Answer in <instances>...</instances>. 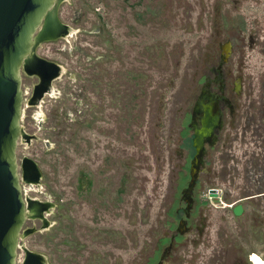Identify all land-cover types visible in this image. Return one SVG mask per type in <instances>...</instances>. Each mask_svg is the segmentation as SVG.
<instances>
[{"label":"rangeland","instance_id":"obj_1","mask_svg":"<svg viewBox=\"0 0 264 264\" xmlns=\"http://www.w3.org/2000/svg\"><path fill=\"white\" fill-rule=\"evenodd\" d=\"M56 16L67 33L21 72L18 173L35 216L17 264H158L185 219L204 89L226 93L222 135L237 139L207 150L187 233L162 264L264 260V0H64ZM36 54L61 66L58 92L26 110Z\"/></svg>","mask_w":264,"mask_h":264},{"label":"water","instance_id":"obj_2","mask_svg":"<svg viewBox=\"0 0 264 264\" xmlns=\"http://www.w3.org/2000/svg\"><path fill=\"white\" fill-rule=\"evenodd\" d=\"M56 3L57 0H0V264H16L26 221L17 162L23 105L21 71L31 56L35 34ZM210 109L205 106L204 128L196 132L194 139L196 155L190 187L197 180L204 139L218 122V112L214 111L210 118ZM241 211V206L235 208L236 215Z\"/></svg>","mask_w":264,"mask_h":264},{"label":"flooded vegetation","instance_id":"obj_3","mask_svg":"<svg viewBox=\"0 0 264 264\" xmlns=\"http://www.w3.org/2000/svg\"><path fill=\"white\" fill-rule=\"evenodd\" d=\"M61 27H63V26L59 25V27H57V29H56V24L53 25L51 27L52 30H50V29L47 30V33L42 34V37H40V39H38V41L39 40H43V39H52L53 40L55 37H56L55 39L63 37L64 35L60 32V30H62ZM37 58L41 59L42 57L40 58V56L37 55ZM43 59H45V58H43ZM43 59H41V60L44 62L43 63L44 65L41 64V63L40 64H41V66L43 65L44 67L41 68L39 66V69H38L35 66V67H33L34 70H32V72H33L32 74L35 75L34 79H37L38 83H39L38 84L37 81H36V85L38 84L37 85L38 89H41L40 98H38L36 100H33L32 101V105L31 106H27L26 110L34 109V108L40 109L42 107V105L45 103L46 98H54V97H56V93L55 92H58V90L54 86V83L57 80L60 79L59 76L61 75V69L59 67H61V66L58 65L57 63L53 62V61H50V60H47V59L43 60ZM31 61H35V60H30L28 62V64L25 65V66L27 67L30 64ZM35 62H37V61H35ZM223 63H225V60H224ZM25 66L23 67L22 70L26 69ZM45 67L47 69H49V72L47 73L46 78L43 75L44 74L43 71H45ZM219 68L221 69V67H219ZM31 76H33V75H31ZM43 76H44V78H43ZM31 78H33V77H31ZM51 92H52V94H50ZM23 93H24V91H23ZM33 93H34V88H33V92H32V96L31 97H33ZM38 96H39V94H38ZM30 100H28V101H30ZM24 104H25V101H24ZM229 104H230V101L226 97V93L225 92H223L221 95L220 94L217 95V94L211 93V91H208L206 89H204L201 92L200 99H199V101L196 102V105H195L194 110H193L192 115H191V123H190V128H191V130L193 132V137H192V146L193 147H194V139L196 138V132L200 131V130H202L204 128L203 123H204V120H205V117H206L205 113H204L205 106L206 107L208 106V108H211L209 110V113H208L210 115V116L208 115L210 118L213 115L214 111L218 112V122H217V125L212 127L210 135L207 136L204 139L203 151L200 154V157H199V160H198L199 162H198V165H197V180H196L195 184L192 187H190V185H189V187L185 191V194H184V200L186 201V210H184L185 219H180L179 229L170 238V245H169L168 249L164 252V256L161 257V261L158 264H162V261L165 259V257H169L170 256V253H171V251H173L174 245L176 244V242L179 241L183 237V235L187 233V230H188L187 222H188V219H189V217L191 215V212H192V209H193V206H194V203H195V199H194L195 198V191H196V188L198 186V180H199V177H200V173L202 171V166L204 164L205 157H206V155H208V151L207 150L208 149H213V148L219 146L221 141H224V143H225L224 149L226 151H229L230 153L232 152V150H231L232 149V144L235 143L237 137H235L233 135H230L228 133L222 135V131H223V128H224V123H226L225 110H226L227 107H229ZM24 112H25V110H24V105H23V119H22V122L25 121L26 114H27L26 112H25L26 114ZM35 112H34V114H35ZM229 116H230L229 123H230V127H231L232 121L234 120V112L232 110L229 111ZM43 118H44V115H43ZM32 119L35 120V117L32 116ZM256 128L257 129H256V132H254L255 133L254 137L258 140V143L261 146H263V147L260 148V150L262 152L261 153V157H262L261 161H264V127L263 126H256ZM228 131H229V129H228ZM23 139H26L25 140L26 142L29 141L28 134L25 131L24 127L22 126V135H21V138L19 140V144H21L20 142H22ZM194 149H195V147H194ZM195 155H196V149H195ZM195 155H194V157H195ZM194 157H193L192 163L194 162ZM18 168H19V166H18ZM190 178H191V176H190ZM20 179H21V182H22L23 179H22L21 175H20ZM187 192H189L188 195H187ZM25 200H26V203L29 202L28 199H25ZM28 205H29V203H27V212L29 214V212H31V210L28 207ZM238 206H241V205H238ZM237 207H235V208H237ZM234 213H235V209H234ZM30 215L35 216V214H33V213H31ZM42 215H41V217H42ZM235 215H236V213H235ZM172 230H173V227H171V229L169 231L171 232ZM164 242H167V240H164ZM157 256H158V254L156 255V257ZM154 259L155 258H153L152 260H154Z\"/></svg>","mask_w":264,"mask_h":264},{"label":"bare ground","instance_id":"obj_4","mask_svg":"<svg viewBox=\"0 0 264 264\" xmlns=\"http://www.w3.org/2000/svg\"><path fill=\"white\" fill-rule=\"evenodd\" d=\"M63 1H64V0H57L56 5H55L53 8H51V10L49 11V14L46 16V18H45V20L42 22V24H41L39 30H38L37 33L35 34V36H34V47H33V49H32L31 56L27 59L26 65H27L28 62L33 58L34 52H35L36 47L38 46V44H40V43L43 42V41H51V40H52V39H45V40H39V41H38V39H40V37H42V34L47 33V30H49V29L52 30L51 27H52L53 25H55V24H56V29H57V27H59V25H60V26H63V25L59 22V20H58V18H57V16H56V10H57L58 6H59ZM61 28H62V30H60V32H61L63 35H65V34L67 33V31H68L67 28H66L65 26H63V27H61ZM38 32H39V35H38ZM52 38H53V37H52ZM55 38H56V37H55ZM55 38H54L53 40H56ZM57 38H58V37H57ZM25 67H26V66H25ZM21 72H22V71H21ZM22 92H23V87H22ZM23 105H24V93H23ZM23 105H22V119H23ZM22 119H21V121H20V125H21V135H22ZM20 138H21V136H20ZM20 138H19V140H20ZM18 144H19V141H18ZM18 176H19V183H20L21 192H22V195H23L20 175H18ZM23 199H24V201H25L26 220H27V216H28V212H27V203H29V202L26 203V200H25V198H24V195H23ZM28 207L30 208L29 205H28ZM30 214H31V212H29V215H30ZM21 237H22V233L20 234V239H21ZM20 239H19V243H20ZM19 243H18V245H19ZM18 250H19V246H18ZM17 257H18V251H17ZM17 257H16V264H17ZM251 261H252V264H264V260H263L261 257H259V256H253V257L251 258Z\"/></svg>","mask_w":264,"mask_h":264}]
</instances>
